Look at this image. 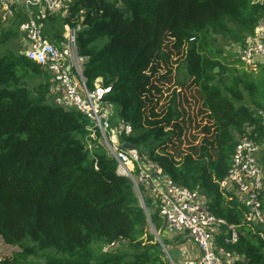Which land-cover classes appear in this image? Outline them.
Listing matches in <instances>:
<instances>
[{
    "label": "trees",
    "instance_id": "obj_1",
    "mask_svg": "<svg viewBox=\"0 0 264 264\" xmlns=\"http://www.w3.org/2000/svg\"><path fill=\"white\" fill-rule=\"evenodd\" d=\"M16 16L7 27L0 19V243L17 250L0 264H169L149 227L164 229L152 198L143 195V207L106 150L88 146L87 118L53 102L50 73L12 46L25 19ZM262 17L264 0H74L65 17L41 20L56 43L66 24L81 26L87 86L97 78L110 86L112 117L132 126L120 142L178 185L199 189L211 212L237 227L242 234L228 244L235 264H264V224L247 223L239 196L220 186L241 137L261 146L264 161V62L257 75L235 69L228 48ZM166 78L175 80L168 99L157 82ZM192 82L209 123L183 151L180 95ZM260 201L264 214V184Z\"/></svg>",
    "mask_w": 264,
    "mask_h": 264
},
{
    "label": "built area",
    "instance_id": "obj_2",
    "mask_svg": "<svg viewBox=\"0 0 264 264\" xmlns=\"http://www.w3.org/2000/svg\"><path fill=\"white\" fill-rule=\"evenodd\" d=\"M73 1L0 0V19L7 27L15 21L17 13L25 16L18 25L19 33L27 43L23 53L50 73L48 92L53 102L63 108H73L87 118L88 146L92 147L96 141L106 150L116 162L115 173L131 180L143 205V191L147 192L163 219V230L171 240L178 246L184 240L191 242V253L185 246L179 247L183 264H235L238 257L228 244L236 243L242 234L237 227L215 216L210 210L209 199L199 189L178 185L156 162L145 158L138 148L120 142L121 136L131 134L132 126L120 117H112V104L104 99L110 86L101 82H94L93 88L87 86L83 76L87 57L80 54L78 45L81 26L65 25L63 38L57 43L43 35L41 20L53 14L65 17ZM231 46L229 51L237 54L234 57L240 63L247 67L262 64L264 17L257 21L254 32L244 43ZM258 113L264 120V110ZM260 150L261 146L252 138L241 137L235 144L230 167L220 182L223 189L239 196L246 207L245 220L249 224H264L260 201L264 161L260 160ZM163 248L169 264H174L167 247L164 245Z\"/></svg>",
    "mask_w": 264,
    "mask_h": 264
},
{
    "label": "rangeland",
    "instance_id": "obj_3",
    "mask_svg": "<svg viewBox=\"0 0 264 264\" xmlns=\"http://www.w3.org/2000/svg\"><path fill=\"white\" fill-rule=\"evenodd\" d=\"M66 25H68V24H66ZM64 31H65V27H64ZM64 31H63V33H64ZM62 36H63V34H62ZM227 43L229 44V42H227ZM12 46L15 47L20 52H23V51L25 52V50L27 49V43H26V41H24V39L20 33L17 36V41H15ZM226 47H229V46L226 45ZM231 49H232V46H231ZM228 54L229 55L234 54V56H237L236 53H233L231 51H229ZM173 59L174 58H172L171 63L169 62L167 64V66L166 65L164 66L165 69H167V67L172 69L176 65L175 62L173 61ZM229 59H230V61H232L231 66L235 69L240 70V69L244 68V69H247L248 71H253L254 75H257L261 71V66H260L261 64L255 66V67H247L246 65L240 63L239 61H235V57H233V56H231ZM262 65H264V64H262ZM165 69H163V70H165ZM190 81L191 80H189L188 82H190ZM95 82H101V79L97 78L95 80ZM157 82L162 88V91H163L162 96L166 97L168 99L169 95L171 93L170 91L172 90V87H174V85H175L174 78L162 79L161 82L159 80H157ZM195 90H196V88H195V84L193 82L190 83V86H185V87H183V89L181 88V95H180L181 104H180V107H181V109H186L185 132L182 136V140H181L182 143L180 144V148H179L183 151H187L191 145H197L198 143H200V141L202 140V138L205 134L203 131V126L205 125V123H209V121H207V118L205 117V114L199 113L200 102L197 101V99L194 96ZM184 97L186 99H188L187 103L185 102ZM112 107H113V109H115L114 105H112ZM173 152H175V150H173ZM176 159L178 160V157ZM143 193L146 196H148L146 191H143ZM149 225H150L149 226L150 230L153 233L155 229L153 228L152 224H149ZM158 235H159V233H158ZM159 236L161 239H164V241L166 243L165 246L167 247V250H168L174 264H183L182 256L180 255L179 246L173 240L170 239V236L167 233V231L163 230ZM190 243L191 242H189V240H187V243H184L185 247L187 246L186 249L189 251V253H191V251H192V249L190 248V246H191ZM16 250H17V247L10 246V245H7V244L1 242L0 243V259L10 257L12 255V253Z\"/></svg>",
    "mask_w": 264,
    "mask_h": 264
},
{
    "label": "water",
    "instance_id": "obj_4",
    "mask_svg": "<svg viewBox=\"0 0 264 264\" xmlns=\"http://www.w3.org/2000/svg\"><path fill=\"white\" fill-rule=\"evenodd\" d=\"M214 70H215V71H218L219 68H218V67H215ZM141 205L144 207L143 204H141ZM144 209H145V208H144ZM145 213H146V215H147V217H148L147 212H145ZM147 219H148V218H147ZM153 234H154L156 240L158 241V243L160 244L161 248L163 249V252H164V254H165V257L168 259L167 255H166V253H165V250H164V248H163L164 245L161 243V240H160V238H159V236H158V234H157V232H156L155 230H154Z\"/></svg>",
    "mask_w": 264,
    "mask_h": 264
},
{
    "label": "crops",
    "instance_id": "obj_5",
    "mask_svg": "<svg viewBox=\"0 0 264 264\" xmlns=\"http://www.w3.org/2000/svg\"><path fill=\"white\" fill-rule=\"evenodd\" d=\"M184 243H187V240H184L183 241V244L181 243L180 245H179V247H184L185 245H184ZM187 247V246H186ZM189 247V246H188Z\"/></svg>",
    "mask_w": 264,
    "mask_h": 264
}]
</instances>
